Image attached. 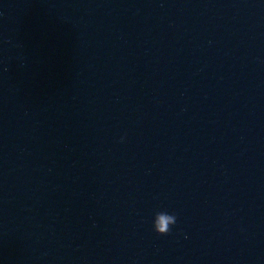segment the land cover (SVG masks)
<instances>
[{
  "label": "water",
  "instance_id": "obj_1",
  "mask_svg": "<svg viewBox=\"0 0 264 264\" xmlns=\"http://www.w3.org/2000/svg\"><path fill=\"white\" fill-rule=\"evenodd\" d=\"M0 264H264V0H0Z\"/></svg>",
  "mask_w": 264,
  "mask_h": 264
},
{
  "label": "clouds",
  "instance_id": "obj_2",
  "mask_svg": "<svg viewBox=\"0 0 264 264\" xmlns=\"http://www.w3.org/2000/svg\"><path fill=\"white\" fill-rule=\"evenodd\" d=\"M123 139V138H122ZM177 223V216L169 214L166 211H158L154 217V230L159 235H168L171 233L172 227Z\"/></svg>",
  "mask_w": 264,
  "mask_h": 264
}]
</instances>
